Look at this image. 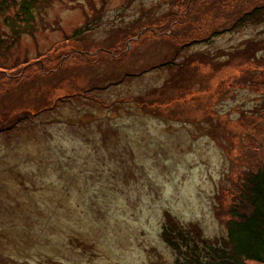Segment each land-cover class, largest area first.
I'll return each instance as SVG.
<instances>
[{"label":"rangeland","instance_id":"rangeland-1","mask_svg":"<svg viewBox=\"0 0 264 264\" xmlns=\"http://www.w3.org/2000/svg\"><path fill=\"white\" fill-rule=\"evenodd\" d=\"M255 4L48 0L26 26L0 11V264H175L167 213L226 236L264 162V62L244 52L264 23L228 29Z\"/></svg>","mask_w":264,"mask_h":264},{"label":"trees","instance_id":"trees-1","mask_svg":"<svg viewBox=\"0 0 264 264\" xmlns=\"http://www.w3.org/2000/svg\"><path fill=\"white\" fill-rule=\"evenodd\" d=\"M47 2L48 0H20L19 2L0 0V11L16 9L13 20L26 26L33 20V11ZM193 2L196 4L199 0H193ZM194 9L196 6L189 5L188 11L182 12V16H185L186 20L189 18L190 21L195 12ZM178 18L177 16L176 19ZM232 22L236 24H232L229 30L236 25L240 27L253 23H264V4L253 5L249 11L237 16ZM224 31L225 29L220 32ZM187 45L184 44L181 48ZM260 50L264 51V37L249 42L244 52L254 53L256 61L262 63L264 60L258 58ZM182 62L184 65L187 63L186 60ZM175 63L167 61L162 66H171ZM262 64L264 68V63ZM158 66L159 64L150 68ZM258 69L256 70L264 75V70ZM23 120H18V124ZM211 121L210 119L203 122L210 123ZM245 184L242 188L243 193L240 194V203L234 204L227 212V234L220 241L204 238L199 226L181 224L167 213L162 235L176 254L175 264H264V162L256 170L250 172ZM182 252L184 255H181Z\"/></svg>","mask_w":264,"mask_h":264}]
</instances>
